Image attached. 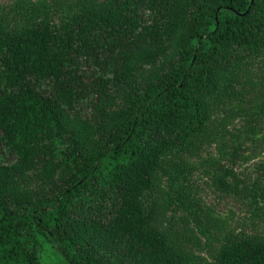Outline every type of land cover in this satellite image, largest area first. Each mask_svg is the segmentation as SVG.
Listing matches in <instances>:
<instances>
[{
  "label": "trees",
  "instance_id": "obj_1",
  "mask_svg": "<svg viewBox=\"0 0 264 264\" xmlns=\"http://www.w3.org/2000/svg\"><path fill=\"white\" fill-rule=\"evenodd\" d=\"M243 103L264 116V0H14L0 10V264H198L164 227L173 198L152 195ZM221 151L213 182L246 196ZM222 240L200 264H264V236Z\"/></svg>",
  "mask_w": 264,
  "mask_h": 264
},
{
  "label": "rangeland",
  "instance_id": "obj_2",
  "mask_svg": "<svg viewBox=\"0 0 264 264\" xmlns=\"http://www.w3.org/2000/svg\"><path fill=\"white\" fill-rule=\"evenodd\" d=\"M13 1L0 0V10ZM251 73L261 83L258 67ZM245 96L252 100L249 92ZM238 105L242 113L212 127L223 134V141L204 144L184 167H164L152 195L161 202L173 198L164 227L178 237L193 263L210 261L226 235L264 236V202L250 196V191L264 188V116L249 103ZM233 147H240L238 155H232ZM221 149L227 152L222 163L233 168L240 186H248L246 196L225 194L213 182L214 161L222 157Z\"/></svg>",
  "mask_w": 264,
  "mask_h": 264
}]
</instances>
